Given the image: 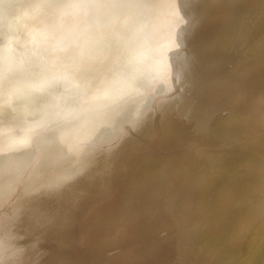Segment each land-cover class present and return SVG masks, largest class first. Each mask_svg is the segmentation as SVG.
<instances>
[{"label":"rangeland","instance_id":"374dc122","mask_svg":"<svg viewBox=\"0 0 264 264\" xmlns=\"http://www.w3.org/2000/svg\"><path fill=\"white\" fill-rule=\"evenodd\" d=\"M132 1L162 5L156 10L148 44L154 54L169 65V73L165 72V75L161 71L160 75L165 79L170 77L167 81L170 90L164 92L162 87L163 94L149 101L152 107L149 122L121 144L105 168L92 170L95 171L93 174L89 171L81 179L70 182L60 197L43 201L38 211H27L22 193L14 192L11 187L5 190L0 182V218L5 219L3 221L10 230L16 224L14 219L23 217L30 222L25 228L32 227L28 228L26 236L25 233L22 234L24 237L17 235L19 242L14 239L9 243L10 238H0L2 263L10 255L8 264L15 260L23 264H49L51 259L46 263L45 258L53 256L58 242L55 262L59 264H126L133 259V264H264V0H254V5L258 1L256 7L252 3H249L250 7L245 4L253 0H236L234 5L231 4V15L236 14L241 3L244 6L241 5L240 10L243 11L238 10L237 14L248 10L252 17H257L255 20L251 14H246L245 18L248 15L250 18L244 23L250 26L244 27L243 14L235 18V14L232 17L227 14V17L236 19L234 22L238 20L235 23L238 29L239 25L245 28L246 36L242 28H236L243 33L239 32L244 35L243 39L232 28L229 32L227 26L233 25V20L228 22L231 19L223 15L227 6L224 4L230 6L231 0H226L228 3H220V0ZM12 2L28 4L38 0ZM235 3L239 5L236 10ZM220 6L224 13L219 11ZM242 6L248 9L244 11ZM252 7L256 9L255 14L254 10H249ZM28 11L31 14L32 10ZM239 20L241 24H238ZM221 22L228 28L227 36L233 31L234 37H238L240 49L221 48L215 31V24ZM34 23L26 17L19 21L9 18L6 22L0 7V171L6 159L3 152V49L6 33L13 49L9 56L17 64L37 59L48 62L65 53L87 51L94 38L105 29H111L116 36L123 35L130 61L137 60L143 52L139 23L124 16H100L76 23L65 21L60 30L46 36V52L35 45L22 46L21 41L25 38L23 26ZM216 52L221 55L217 57L224 67L219 63L217 68L212 66L213 73L206 72L205 64ZM240 61L244 65L242 70L248 69L247 72L236 73ZM190 78L195 79L196 85ZM182 81L192 84L188 89L185 85L180 92L178 85ZM77 85L78 78L73 76L72 68L42 82L46 91L64 97L70 96ZM184 89L191 95L195 93L196 96H192L199 99V103L188 110L189 118L185 117L186 104L181 99ZM11 114L9 108L10 123ZM104 118L102 113L97 117L98 120ZM101 172L103 179L98 175ZM113 172L115 178L109 181ZM97 177L105 180V190L94 191L93 182L87 185L91 178L94 181ZM76 190L79 192L69 194ZM69 195L74 200H70ZM204 202L208 204L205 209L202 207ZM220 202L228 204L224 213L214 212L215 207L222 205ZM118 211L119 221L111 222V214ZM114 216L117 219L118 216ZM14 226L12 230L17 231L24 225ZM19 244L22 245L19 246L22 255ZM102 244L105 249L100 247ZM153 246L162 254L154 261L149 260V255L153 256ZM205 247H211L217 257L205 252ZM127 249L138 251L139 255L145 253L147 257L140 255L135 259L125 254ZM98 256L103 260H97ZM161 257H164L163 262L157 263Z\"/></svg>","mask_w":264,"mask_h":264},{"label":"clouds","instance_id":"9594fccd","mask_svg":"<svg viewBox=\"0 0 264 264\" xmlns=\"http://www.w3.org/2000/svg\"><path fill=\"white\" fill-rule=\"evenodd\" d=\"M0 7L6 22L9 18L19 21L25 17L34 21L31 26H23L22 46L35 45L45 52L46 36L60 30L65 21L124 16L136 20L141 29L144 47L135 61L128 59L123 35L116 36L111 29H105L87 51L65 53L48 62L37 59L17 64L9 56L13 49L5 34L6 159L0 182L5 190L11 187L22 193L27 211H38L43 201L60 197L70 182L106 165L121 144L149 122L152 111L149 101L163 94L162 87L164 92L170 90L160 75L161 71H168L167 63L148 44L156 10L162 5L116 0H38L28 4L0 0ZM28 10H32L31 14ZM68 68L78 78L70 96L57 95L42 87L43 81ZM101 113L105 118L98 120ZM9 259L6 258L5 264Z\"/></svg>","mask_w":264,"mask_h":264},{"label":"bare ground","instance_id":"6f19581e","mask_svg":"<svg viewBox=\"0 0 264 264\" xmlns=\"http://www.w3.org/2000/svg\"><path fill=\"white\" fill-rule=\"evenodd\" d=\"M129 1H130V0H129ZM131 1H132V0H131ZM158 1H159V0H158ZM218 1H219V0H218ZM227 1H228V0H227ZM232 1H233V0H231V2H232ZM237 1H239V2H242V1H243V2H244V0H241V1H240V0H237ZM245 1H247V0H245ZM248 1H251V0H248ZM132 2H133V1H132ZM219 2H220V3H221V2H222V3H224V2H225V3H228V2H226V0H225V1H221V0H220ZM231 2H230V6H228L229 3H228V4H224L225 6L227 5L225 9L222 8V9L225 10V14H223V13H224V10H223V11H222V9L220 10L221 6L219 7V11L223 12L222 14H223L224 16L226 15L225 17H227V14H230V12H233V10H232V9H233V6H232V5H234V2H236V0H234L233 3H231ZM253 2H254V0H253L252 2H245V4H246V3H248V4H249V3H250V4L252 3V6H253V5H254ZM220 3H219V4H220ZM237 3H238V2H237ZM255 3H256V1H255ZM154 4H155V3H154ZM231 4H232V5H231ZM238 4H239V3H238ZM238 4L235 3V10H236L237 7L239 6ZM250 4H249V6H248L247 4H246V5H247L248 7H250V6H251ZM257 4H258V1H257ZM257 4L254 5V6L256 7ZM241 5L244 6V4H241V3H240V6L238 7V9H237V11H236V14H235V12L233 13V14H235V15L232 14V15H233V18L239 16L238 14H240L241 17H242V14H243V15H244V19H242L243 17H242V18H241V17H238V18H241V20H242V24H244V27H245V25H246V26H250V25H247L246 23H244V20H245V19L247 20V18H250L249 15H248V17L245 18V16H247L246 14H251V17L253 16V14H252L251 12L248 13V12H247L248 10L246 11V9H248V8L245 9L243 6H242V7L244 8V11H246V13L244 12V13H242V14H241V13H238V14H237V12H239V11L242 12V11H243V10H242V11L240 10V9H241ZM222 7H223V6H222ZM245 7H246V6H245ZM229 8H230V9L232 8V9H231L232 11L229 12ZM243 8H242V9H243ZM226 9H228L227 11H228L229 13L226 11ZM250 9L254 10L253 7H252V8H249V10H250ZM235 10H234V11H235ZM238 10H239V11H238ZM252 10H250V11H252ZM255 10H256V9H255ZM255 10L253 11L254 14H255ZM219 11H218V12H219ZM218 12H216V14H217ZM1 13H2V12H1ZM219 13H220V12H219ZM219 13L217 14V16H219ZM220 15H221V13H220ZM230 15H231V14H230ZM232 15H231V17H232ZM195 16H196V15H195ZM234 16H235V17H234ZM198 17H199V16H198ZM222 17H223V16H222ZM222 17H220V20H221ZM231 17L229 18V15H228L227 18L231 19L230 21L228 20V22H231V21L233 20V23H234V24L232 23L233 25H230L231 23L228 24V22H227V24H228L227 27H229V30L232 28V30H233L234 32H236V34H237V32H238V35H239V34H240L239 32H241V31L243 32V29H245V28H242L241 25H239V26H240V29L242 28V30H241V31H237V29H238L239 27L237 28V26H235V23H236L238 20L234 22V20H236V19H233V18H231ZM194 18H195V17H194ZM196 18H197V17H196ZM216 18H218V17H216ZM216 18H215V21L217 20ZM227 18H225V20H226ZM252 18H253V19L255 18V20H256L257 17L254 16V17H252ZM190 19H191V18H190ZM223 19H224V17H223ZM220 20H218V21L220 22ZM225 20H224V22H225ZM246 20H245V22H246ZM251 20H252V19H250L249 21H251ZM198 21H199V20H198ZM218 21H217V22H218ZM247 21H248V20H247ZM189 22H190V21H189ZM189 22H188V23H189ZM219 22H218V23H219ZM224 22H223V23L221 22V24H223V25H221V24L219 25V24H217V23H216V24L214 23L215 25H217V26H215V31H216V33H218V36H219L218 41H219V42L221 43V45L224 47V48H223V47H221V48H222V49H240V48H239V47H240V43H238V41L236 40L238 37H234L235 34H232V33H234V32L232 31V33L230 34L231 37H230L229 34H228L229 36L226 35V33H228V32H227V31H228V30H227L228 28H226V25L224 24ZM3 23H4V22H3ZM239 23L241 24L240 20H239L238 24H239ZM247 23H248V22H247ZM251 23H253V20H252ZM186 24H187V23H186ZM248 24H249V23H248ZM212 25H213V23H212ZM224 25H225V26H224ZM236 25H237V24H236ZM251 25H252V24H251ZM231 26H235V27L233 28V27H231ZM213 27H214V26H212V28H213ZM185 28H186V27H185ZM224 28H226V31H225ZM236 28H237V29H236ZM246 28H248V27H246ZM250 28H251V27H250ZM250 28H248V29H250ZM213 29H214V28H213ZM235 29H236V30H235ZM240 29H238V30H240ZM0 30H1V29H0ZM11 30H12V29H11ZM186 31H187V30H186ZM229 32H231V30H230ZM242 32H241V33H242ZM246 32H247V29H246ZM183 33H184V32H183ZM243 33H244V32H243ZM243 33H242V34H243ZM180 34H181V33H180ZM245 34H246V33H244V35H245ZM215 35H217V34H215ZM232 35H233V37H232ZM244 35H243V36H242V35H239V38H240V36H242L241 38L243 39V38H244ZM236 36H237V35H236ZM245 36H246V35H245ZM10 38H11V37H10ZM233 38H235V39H233ZM263 39H264V37H263ZM238 40H239V39H238ZM240 40H241V39H240ZM248 40H249V39H248ZM248 40H247V41H248ZM216 41H217V40H216ZM242 41H243V40H242ZM249 41H250V40H249ZM240 42H241V41H240ZM258 42H259V41H258ZM242 43H243V42H241V44H242ZM261 43H262V41H261ZM198 45H199V44H198ZM241 46H242V45H241ZM197 47H198V46H197ZM204 47H205V46H204ZM188 49H189V48H188ZM190 49H191V48H190ZM195 49H196V48H195ZM201 49H202V48H201ZM198 50H199V49H198ZM186 51H189V50H186ZM195 51H196V50H195ZM236 53H237V52H236ZM217 56H218V53L216 52V54H215L214 56H212V57L209 59L210 61H207V62H206V64H205V65H207V66H206V72H207V70H208L209 73H213V71H212V69H213L212 66H214L215 68H217V67H218L217 65L220 66V64H221L222 67H224V66H223V63H220V62H219L220 60H218V57H220L221 55L218 56V57H217ZM235 57H236V56H235ZM183 59H184V58H183ZM185 59H186V58H185ZM186 60H187V59H186ZM223 60H224V59H223ZM227 60H228V59H227ZM188 61H189V60H188ZM191 63H192V62H191ZM219 63H220V64H219ZM224 63H227V62L224 61ZM178 64H180V67H181V63H178ZM183 65H184V64H183ZM183 65H182V67H185V66H186V65H185V66H183ZM167 66L169 67V65H167ZM187 66H188V65H187ZM191 66H192V65H191ZM216 66H217V67H216ZM243 66H244V65H242V64H241V61H240V62L238 63V67H236V73H237V72H244V71H246V69H245L244 71L242 70V69H244ZM168 67H167V68H168ZM204 67H205V66H204ZM204 67H203V68H204ZM222 67H220V68H222ZM189 68H190V67L188 66V69H189ZM203 68H202V69H203ZM193 69H194V68H193ZM218 69H219V68H218ZM168 70H170V68H169ZM198 70H199V69H198ZM200 70H201V69H200ZM209 70H211L212 72H210ZM215 70H217V69H214V71H215ZM262 70H263V69H262ZM196 71H197V70H196ZM247 71H248V69H247ZM247 71H246V72H247ZM263 71H264V70H263ZM167 72L169 73V71H167ZM202 72H203V70H202ZM191 73H192V72H191ZM191 73H190V74H191ZM193 73H194V72H193ZM161 74H162V73H161ZM164 74H165V72H164ZM196 74L198 75L197 72L194 73V75H196ZM200 74H201V73H200ZM165 75H166V74H165ZM191 75H192V74H191ZM206 75H207V74H206ZM199 76H200V75H199ZM202 76H203V75H202ZM190 77H192V76H190ZM193 77L195 78V76H193ZM203 77H204V76H203ZM165 78H166V77H165ZM169 78H170V77L168 76V79H169ZM175 78H176V77H175ZM194 78H193V79L190 78V79H191L192 81H194L197 77H196L195 79H194ZM168 79H166V81H168ZM172 79H173V77H172ZM172 79H170V80H172ZM199 79H200V78H199ZM204 79H206V77H204ZM211 79H212V78H211ZM173 80H174V79H173ZM173 80H172L171 82H174ZM177 80H178V79H177ZM179 80H181V79H179ZM188 80H189V79H188ZM197 80H198V78H197ZM198 81H199V80H198ZM202 81H204V80H202ZM182 82H183V81H182ZM182 82H179V85H178V86H179L178 88H180L179 91L181 90L182 87H185V85H187L186 87H187V89H188V88L190 87V86L188 87V85H189V84H192V82H190V81L183 82V83H182ZM196 82H197V81H196ZM199 82H200V81H199ZM167 83H168V82H167ZM194 83H195V81H194ZM194 83H193V84H194ZM202 83H203V82H202ZM205 83H206V81H205ZM199 84H200V83H199ZM195 85H196V83H195ZM204 85H205V84H204ZM170 86H171V85H170V83H169V85L167 84L166 87L169 88ZM172 86H173V85H172ZM186 87H185V88H186ZM191 89H192V88H191ZM191 89H189V91H190ZM182 90H183V89H182ZM182 90H181V91H182ZM184 90H186V89H184ZM181 91H180V92H181ZM191 91H192V90H191ZM182 92H183V91H182ZM184 92H185V93L182 94L181 99H182L183 102L186 104L185 117H186V118H187V117L189 118V117H190V113L188 112V110H190L191 107L194 108V106L197 105V104L199 103V99H196V97L192 96V95H195V93H192V95H191V94H190L191 92L189 93L188 90H186V91H184ZM195 96H196V95H195ZM203 109H204V110L206 109L205 106H203ZM204 110H203V111H204ZM10 134H11V133H10ZM10 137H11V136H10ZM109 161H111V160H109ZM101 167H104V168H105L106 166L102 165ZM101 167H100V168H97V169H93V170L99 171V170H101ZM108 168H109V167H108ZM250 168H251V166H250ZM252 169H253V168H252ZM106 170H107V169H106ZM104 171H105V170H104ZM91 172H92V170H91ZM94 172H95V171H94ZM94 172H92V174H93ZM86 174H88V173L86 172ZM90 175H91V173H90ZM98 175L101 177L102 172H101V174L98 173ZM84 176H85V175H84ZM94 176H95V174H94L92 177H94ZM103 176H104V175H103ZM103 176L101 177L102 179L105 178V177H103ZM82 177H83V176H81V178H82ZM86 177H89V176L87 175ZM86 177H85V178H86ZM81 178H80V179H81ZM89 178H90V177H89ZM89 178H88V180H89ZM114 178H115V174H114V172H113V173L110 175V177H109V181H110V180L112 181ZM83 179H84V178H83ZM77 180H78V179H77ZM86 180H87V178H86ZM88 180H87V181H88ZM87 181H86V182L84 181V182L87 183ZM90 181H91V182H88L87 185H91L92 182H93L92 185L95 187V188H94V189H95L94 191H103V190H105V187H106V186H105V183H106L105 180H101L100 178L97 177L96 179H94V181H93V179L91 178ZM103 182H104V183H103ZM197 184H199L198 186L201 187V186H200V183H197ZM197 184H196V185H197ZM107 185H108V184H107ZM104 186H105V187H104ZM231 186H232V185H231ZM233 188H234V187H233ZM233 188H231V189H233ZM207 189H208V188H207ZM207 189L205 188V190H207ZM231 189H230V192H231ZM232 191H233V190H232ZM75 192H79V190L72 191V192L69 193V194L72 195V194L75 193ZM70 195H69V197H70ZM202 195H203V194H202ZM91 196H92V195H91ZM91 196H90V197H91ZM70 200H74V199H72V198L70 197ZM201 202H203V201H201ZM193 203H194V202H193ZM204 203L206 204V202H204ZM220 203H221V202H220ZM223 203H224V202H223ZM223 203H221L222 205H220L219 207H218V206H217V208L215 207V211H214V212H217V213H224V212L227 210V208H228V204H225V203L223 204ZM226 203H227V202H226ZM194 204H195V203H194ZM194 204H193V205H194ZM199 204H200V202H199ZM201 204H202V203H201ZM205 204H204V205H205ZM17 205H18V203L16 204V206H17ZM193 205H192V203H191V206H193ZM204 205L202 206V207H204L203 209H205V208L208 207V206H207L208 204H206V206H204ZM209 205H210V204H209ZM215 205H216V204H215ZM215 205H214V206H215ZM19 207H21V206H19ZM189 208H190V207H189ZM199 208H201L200 205H199ZM103 210H104V209H103ZM106 211H107V210H106ZM106 211H104L103 214L106 213ZM119 213H120V212L118 211V212H116V213L111 214V216H110V219H111V220H110V221H111V222H112V221H113V222H118V221H119ZM4 215H5V214H4ZM104 215H105V214H104ZM114 215L118 216L117 219H115V216H114ZM19 217H20V216H19ZM19 217H18V218H19ZM0 219L2 220V221L0 220L1 223L4 222L3 224L0 223V238H2V239H3V238H5V239L10 238L9 241H8L9 243H11V241H13L14 239H16V238L18 237L17 235H22L23 233H25V236H26V233L29 231V229L32 228V227H27V228H25V227L30 223V222L27 221L28 218L25 219V218L23 217L22 219H20V218H19V219H17V218L14 219L15 222H13V223H16V224H14V225H24L23 228H20V230H19V229H18L17 231L15 230L16 232H15L14 230H12L13 227H15L14 225L12 226V228H11V230H10V229H8V227L6 226V223H5L6 221H3V220H5V219H2V217H1ZM12 220H13V219H12ZM16 221H17V222H16ZM25 221H27V222H25ZM110 221H109V222H110ZM13 223H7V224H8V225H12ZM29 225H30V224H29ZM9 228H10V227H9ZM28 228H29V229H28ZM161 229H162V228H161ZM163 229H165V228H163ZM22 231H23V232H22ZM20 232H21V233H20ZM103 232H104V231H103ZM17 233H18V234H17ZM104 233H105V232H104ZM22 236H23V235H22ZM27 236H28V235H27ZM23 237H24V236H23ZM28 237H29V236H28ZM28 237H27V239H29ZM20 238H21V237H20ZM104 238H106V237L104 236ZM104 238H103V239H104ZM23 239H24V238H22V241H24ZM16 240H18L17 242H19V238L16 239ZM16 240H15V241H16ZM105 240H107V239H104V241H105ZM173 240H174V239H173ZM15 241H14V242H15ZM20 241H21V240H20ZM25 241L27 242L26 238H25ZM263 241H264V240H263ZM106 242L109 243L108 241H106ZM210 242H211V241H210ZM0 243H1V242H0ZM28 243H29V242H28ZM3 244H5V243H3ZM109 244H110V243H109ZM166 244H168V242H166ZM209 244H210V243H209ZM211 244H212V243H211ZM211 244H210V245H211ZM7 245H8V244H7ZM27 245H28V244H27ZM56 245L58 246V242L56 243ZM210 245H209V246H210ZM5 246H6V245H5ZM10 246H11V245H10ZM19 246H22V245L19 244V245H18V248H19ZM57 246H54V248L58 249ZM101 246H103V244L100 245V247H101ZM1 247H2V246H1ZM207 247H208V245H207ZM207 247H205V249H204L205 252H206V251H207V253L210 252V253H211V254H210L211 256H214V257L216 256V257H217V255H218L217 252L214 254L215 251H211V250H213L212 248H214V246L212 247V245H211L212 248L209 247V249H207ZM260 247H261V246H260ZM4 248H6V247H4ZM4 248H3V249H4ZM14 248H15V247H14ZM103 248L105 249V246H103ZM151 248H152L151 251L153 252V256H150V255H149V257H151V258H149V260L154 261V258H155V257H157V259H158L162 254H159L158 249H157L155 246H153V247H151ZM12 249H13V248H12ZM56 249L53 251V256H52V257H51V255H50V256H46V258H45V259H47L46 263L48 262V260L51 259V261H49V262H50L49 264H59L58 262H55V260H56V258H57V255H56ZM110 249H111V248H110ZM10 250H11V249H10ZM16 250H17V249H15V254L17 255L18 253H16V252H18V251H16ZM111 250H113V249H111ZM111 250H110V251H111ZM127 250H128V251H126L125 254L128 253L129 255H131V256H132L133 258H135V259H136V258H139L140 255H141V256L146 255L145 253H142V254L139 255V253H136V252H138V251L134 252V251L131 250V249H127ZM204 250H203V251H204ZM0 251H1V249H0ZM4 251H5V250H3V252H4ZM8 251H9V249H8ZM13 251H14V249H13ZM13 251L11 250L10 253H12ZM19 251H20V248H19ZM203 251H202V253H204ZM20 253H21V255L23 254V252H21V251H20ZM207 253L204 254V257H206V254H207ZM0 254H1V253H0ZM3 254H5V253H3ZM15 254H14V255H15ZM1 255H2V254H1ZM16 255H15L14 257H16ZM21 255H20V256H21ZM20 256H18V257H20ZM207 256H208V255H207ZM9 257H10V255H9ZM12 257H13V256H12ZM14 257H13V258H14ZM18 257H17V258H18ZM48 257H51V258H48ZM146 257H147V255H146ZM206 258H207V257H206ZM244 258H245V257H244ZM4 259H5V258H4ZM96 259H97V260H100V261L103 260V259H100L99 256H98ZM157 259H156V260H157ZM163 259H164V257H161V260H159V262H157V263H161V261L163 262ZM211 259H212V258H211ZM10 260H11V259H10ZM97 260H96V261H97ZM133 260H134V259H133ZM133 260H131V261H127V263H126V262H125V263H126V264H133ZM12 261H13V260H12ZM15 261H16V260H15ZM214 261H215V263H216V258H214ZM239 261H241V260L239 259ZM246 261H247V260H246ZM10 262H11V261H10ZM144 262H145V261H144ZM166 262H169V263H170V261H166ZM236 262H237V261H236ZM8 263H9V262H8ZM153 263H154V262H153ZM217 263H218V261H217ZM10 264H13V262H11ZM134 264H137V263H134ZM154 264H155V263H154ZM185 264H187V263H185ZM237 264H241V263H237ZM242 264H243V263H242Z\"/></svg>","mask_w":264,"mask_h":264},{"label":"water","instance_id":"95a60500","mask_svg":"<svg viewBox=\"0 0 264 264\" xmlns=\"http://www.w3.org/2000/svg\"><path fill=\"white\" fill-rule=\"evenodd\" d=\"M60 239V238H59ZM0 264H5V263H2V260L0 259Z\"/></svg>","mask_w":264,"mask_h":264}]
</instances>
